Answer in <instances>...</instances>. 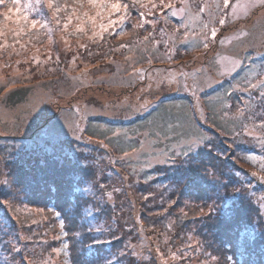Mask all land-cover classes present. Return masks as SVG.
<instances>
[{
  "label": "rangeland",
  "instance_id": "1",
  "mask_svg": "<svg viewBox=\"0 0 264 264\" xmlns=\"http://www.w3.org/2000/svg\"><path fill=\"white\" fill-rule=\"evenodd\" d=\"M133 1L139 0H119L121 9L133 6ZM126 19H113L115 33H109V37L105 29L91 40L86 38L90 41L89 52L80 50L84 38L78 42L67 37L64 22L46 27V38L55 41L54 47L47 44L34 49L33 56H0V91L5 94L0 99V146L6 151L16 148L24 158L50 154L80 164H94L110 181L119 176L113 182L117 190L120 185L137 187L129 163L138 161L148 169L160 165L167 182H156L150 190L165 185L172 189L185 183L180 171L187 162L184 158L172 160L170 155H178L179 146L190 144L189 141L184 140L179 146L170 144V149H166L161 146L163 142L158 145L145 132L140 136V149L118 155L105 142L91 140L84 129L91 118L123 122L142 116L161 103L190 99L195 104L193 116L205 130L200 138L192 139L191 147L203 146L212 154L229 156L233 164L221 167L226 172L224 177L234 182L227 191V202L231 199L229 193L239 187L246 197L255 200L264 215V64L258 65L261 70L253 76L232 86L227 116L242 121L241 131L227 135L215 130L200 100L202 92L223 89L225 81L241 69L245 58L257 63L264 57V0H142L128 29ZM159 21L163 23L160 38L152 40L150 28ZM37 27L29 25L31 30ZM120 27L124 29L119 30ZM24 32L19 34L25 40L29 35ZM220 32L222 36L213 49ZM185 34H195L199 39L184 41L181 38ZM14 90H26L27 94L22 102L11 105L6 99ZM243 152L255 154V159L249 160ZM145 154L150 158L144 160ZM92 159L97 162L87 163ZM117 190L110 196L111 201L112 197L118 200ZM18 205L21 206L20 201L8 208L0 225L11 243L24 228L23 219L31 220L29 212L23 209V214ZM254 225L251 223L249 230L252 233ZM163 227L173 230L175 217L164 221ZM192 244L210 254L200 240ZM145 247L144 242L143 250ZM188 253L189 250H181L177 257ZM170 259L161 263L168 264ZM49 260L53 264L58 261Z\"/></svg>",
  "mask_w": 264,
  "mask_h": 264
},
{
  "label": "trees",
  "instance_id": "2",
  "mask_svg": "<svg viewBox=\"0 0 264 264\" xmlns=\"http://www.w3.org/2000/svg\"><path fill=\"white\" fill-rule=\"evenodd\" d=\"M26 2L21 0V5ZM141 2H130L134 5L105 18L106 37L115 33V25H111L115 18H127L125 29H128ZM53 3L63 5L65 0H53ZM25 11L29 17L24 22V34L29 37L24 40L22 34L9 32L0 38V56H33L34 49L45 48L47 44L54 47L55 41L46 38L49 32L46 27L57 20L68 23L70 9L56 11L53 17L45 0L40 3L32 0V9ZM33 21L38 27L31 30L29 25ZM193 28L198 29L196 25ZM162 29L161 21L150 28L152 40L160 38ZM221 36L220 32L215 37L213 49ZM81 38L85 43L80 50L89 52L90 41ZM181 39L196 41L199 38L185 34ZM257 61L245 58L241 69L230 81H225L223 89L200 94L201 104L215 130L232 135L243 129L241 120L227 116L234 92L232 86L260 71L258 65L264 64V57ZM26 94V90H14L6 100L15 105L22 102ZM3 95L0 91V99ZM194 107L190 99L167 101L123 122L91 118L84 130L91 140L105 142L118 155L140 149V136L145 132V136L156 139L158 145L163 142L161 146L166 149H170V144L189 141L190 144L178 145V155H170L172 160L184 158L187 162L180 171L185 183L172 189L165 185L150 190L156 182L159 185L167 182L160 165L148 169L138 161L129 163L130 175L136 176L137 187L120 185L117 190L113 182L116 183L119 176L110 181L94 164H80L50 154L24 158L16 148L6 151L1 145L0 225L8 208L17 201L21 203L22 207L18 206L23 214V209L29 212L31 220L23 219L25 226L13 243L0 228V264H53L49 259H58L54 264H163L161 260H168L172 255L168 264H264V215L255 200L246 197L239 187L229 193L231 199L227 202V191L234 182L224 177L226 172L221 167L233 164L229 156L212 154L203 146L191 147L193 138L205 134L204 126L193 116ZM200 142L203 143V139ZM243 154L249 160L255 159L251 152ZM143 157L147 160L150 155ZM90 162L97 161L92 159L87 163ZM115 165L121 166L120 163ZM116 190L119 198L112 197L114 201H111L110 196ZM170 217H175L173 230L163 227V222ZM253 222L254 233L249 231ZM196 239L210 249V254L201 251V246L199 250L193 248ZM181 250H189L188 255L177 257Z\"/></svg>",
  "mask_w": 264,
  "mask_h": 264
},
{
  "label": "clouds",
  "instance_id": "3",
  "mask_svg": "<svg viewBox=\"0 0 264 264\" xmlns=\"http://www.w3.org/2000/svg\"><path fill=\"white\" fill-rule=\"evenodd\" d=\"M40 3V0H36ZM48 9L52 10L53 17L56 11L68 8V23L64 25V32L75 37L79 42L81 37L91 40L100 35L108 25L103 21L114 12L121 10L119 0H65L63 5H55L53 0H45ZM32 9V0L21 5V0H0V38L6 37L9 32L15 31L17 35L24 30L25 21L29 13L25 9ZM123 17H121V20ZM33 23V22H32ZM57 24L60 21H56ZM12 25L11 27L9 25ZM99 28L100 31H97Z\"/></svg>",
  "mask_w": 264,
  "mask_h": 264
},
{
  "label": "snow or ice",
  "instance_id": "4",
  "mask_svg": "<svg viewBox=\"0 0 264 264\" xmlns=\"http://www.w3.org/2000/svg\"><path fill=\"white\" fill-rule=\"evenodd\" d=\"M224 2L225 3H228V0H224ZM223 21H221V23H222ZM35 24V21H33V25ZM187 153H185V155H186Z\"/></svg>",
  "mask_w": 264,
  "mask_h": 264
}]
</instances>
